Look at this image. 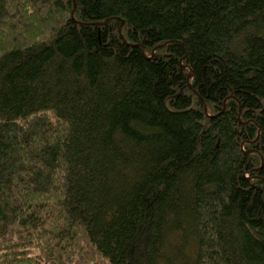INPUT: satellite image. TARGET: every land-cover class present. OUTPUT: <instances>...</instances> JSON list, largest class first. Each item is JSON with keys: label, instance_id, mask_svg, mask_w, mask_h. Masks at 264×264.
Returning a JSON list of instances; mask_svg holds the SVG:
<instances>
[{"label": "trees", "instance_id": "trees-1", "mask_svg": "<svg viewBox=\"0 0 264 264\" xmlns=\"http://www.w3.org/2000/svg\"><path fill=\"white\" fill-rule=\"evenodd\" d=\"M0 264H264V0H0Z\"/></svg>", "mask_w": 264, "mask_h": 264}, {"label": "water", "instance_id": "water-1", "mask_svg": "<svg viewBox=\"0 0 264 264\" xmlns=\"http://www.w3.org/2000/svg\"><path fill=\"white\" fill-rule=\"evenodd\" d=\"M108 22H109V21L107 20V21H105V22H103V23L96 24V26L104 25V24H107ZM189 78H190V76L187 77V81L189 80ZM188 87H190V86H188Z\"/></svg>", "mask_w": 264, "mask_h": 264}]
</instances>
